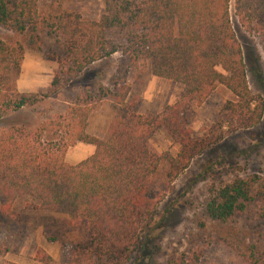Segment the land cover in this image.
Listing matches in <instances>:
<instances>
[{"label":"trees","instance_id":"1","mask_svg":"<svg viewBox=\"0 0 264 264\" xmlns=\"http://www.w3.org/2000/svg\"><path fill=\"white\" fill-rule=\"evenodd\" d=\"M42 1L47 0H0V29L20 37L8 43L0 38V199L9 208L17 197L28 196L35 209L65 216V222L46 223L42 236L47 243H60L61 228L82 236L67 264H138L151 256V247L161 250L153 240L159 238L154 237L155 218L164 198L152 196L160 166H168L165 178L171 183L195 154L223 138L214 129L227 125L235 132L260 123L262 105L248 87L230 0H103L98 20L69 9L39 12ZM232 9L238 26L264 50V0H233ZM27 50L57 65L44 93L17 89ZM116 53L117 75L106 90L98 89L97 97L83 93L65 115L40 125L27 121L26 108ZM143 59L151 62L153 77L182 86L178 100L153 115H140L127 102L126 73ZM219 85L236 101L222 105L209 132L211 143L193 140L191 116ZM94 99L118 107L101 139L85 132ZM159 130L178 140L181 151L175 157L150 145ZM76 143L92 145L94 152L69 165L65 153ZM206 194L184 235L187 246L165 264H199L203 244H223L240 264H264V178L232 176L210 185ZM33 260L52 263L41 249Z\"/></svg>","mask_w":264,"mask_h":264},{"label":"rangeland","instance_id":"2","mask_svg":"<svg viewBox=\"0 0 264 264\" xmlns=\"http://www.w3.org/2000/svg\"><path fill=\"white\" fill-rule=\"evenodd\" d=\"M58 3L51 0L39 2L38 11L69 9L83 17L98 20L104 9L103 0ZM232 3L233 0H230L229 13L242 48L248 87L254 99L262 105L260 123L253 128L237 129L235 132H230V126L227 125L220 131L214 129V132L221 134L223 138L195 154L187 169L171 183L165 178L168 166H160L152 181V196L155 200L160 194L164 198L157 206L155 218L157 228L154 237L159 238L153 240V243L160 245L161 250L156 252L155 248L151 247V256L140 260L138 264H165L170 256L177 255L187 246L188 241L184 235L188 234L193 221L197 219L195 214L198 215L196 212L200 205H203L210 185L218 186L232 176L246 178L259 175L264 178V50L258 39L238 26L233 16ZM0 38L7 43L20 40L18 35L1 29ZM119 58L120 54L116 53L92 64L56 95L33 108H26L24 115L27 116V121L40 125L42 121L65 115L72 107L74 99L83 93L97 97L98 89L106 90L109 81L117 75ZM56 69L57 65L47 61L42 53L27 50L16 81L18 91L46 92ZM125 81L130 88L127 102L134 104L140 115L161 112L166 106L176 102L182 92L180 84L153 77L151 62L146 59L138 61L136 67L127 71ZM29 89L31 92H25ZM227 101L235 102L236 98L223 86H217L191 116L188 125L191 139L203 141L205 144L214 140L209 132L222 105ZM93 103L96 104L87 118L86 128L92 134L101 135L98 137L101 139L105 136L118 107L104 99L98 103L97 99H94ZM25 116L21 117L24 119ZM150 145L157 153H167L172 157L181 151L178 140L171 138L163 130L154 134ZM35 205L30 197L20 196L11 207L6 208L4 200L0 199V264H40L35 262L33 257L41 245L50 251L44 252L52 259L51 264H67L72 258V247L82 236L76 232L67 233L61 228L60 243L44 245L43 226L51 220L65 222L66 217L37 210ZM247 216L251 217V214ZM202 247L204 252L199 264H240L237 256L223 244H203ZM4 249H8L7 252H3Z\"/></svg>","mask_w":264,"mask_h":264},{"label":"crops","instance_id":"3","mask_svg":"<svg viewBox=\"0 0 264 264\" xmlns=\"http://www.w3.org/2000/svg\"><path fill=\"white\" fill-rule=\"evenodd\" d=\"M25 92H31V89L26 90ZM85 132L88 135L93 136L95 138H98L101 136V135H97V134H92V132H90L88 128H86ZM93 152H94V146L89 145V144H84V143H77L73 148L69 149V151L67 152V154L65 156V162L69 165H75V164L85 160L89 156H91L93 154ZM44 245L47 246L49 244L44 241ZM40 249L47 252V253H50V251L47 248H45L43 245L40 246Z\"/></svg>","mask_w":264,"mask_h":264}]
</instances>
